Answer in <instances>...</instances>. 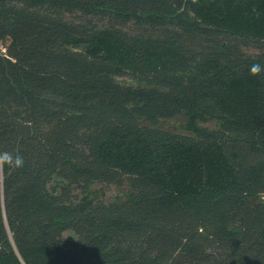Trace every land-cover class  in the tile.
<instances>
[{
	"label": "trees",
	"instance_id": "1",
	"mask_svg": "<svg viewBox=\"0 0 264 264\" xmlns=\"http://www.w3.org/2000/svg\"><path fill=\"white\" fill-rule=\"evenodd\" d=\"M253 63L264 0H0V264H264Z\"/></svg>",
	"mask_w": 264,
	"mask_h": 264
},
{
	"label": "clouds",
	"instance_id": "2",
	"mask_svg": "<svg viewBox=\"0 0 264 264\" xmlns=\"http://www.w3.org/2000/svg\"><path fill=\"white\" fill-rule=\"evenodd\" d=\"M264 73V66L260 63H253L249 66V75L253 78L259 77ZM25 166L24 158L18 153L0 151V171L5 167L9 169H20Z\"/></svg>",
	"mask_w": 264,
	"mask_h": 264
},
{
	"label": "rangeland",
	"instance_id": "3",
	"mask_svg": "<svg viewBox=\"0 0 264 264\" xmlns=\"http://www.w3.org/2000/svg\"><path fill=\"white\" fill-rule=\"evenodd\" d=\"M122 81L124 82L127 80L122 79ZM165 126L172 128L173 126H176V123L175 124L174 123H167ZM126 194H127V188L124 186L120 187V188H116L114 186L95 185L90 192V196L96 197L97 199L103 200L105 202L122 200L125 198ZM78 195L81 196L80 194H78ZM64 236L67 238L73 237L72 233H70V232L64 234Z\"/></svg>",
	"mask_w": 264,
	"mask_h": 264
},
{
	"label": "built area",
	"instance_id": "4",
	"mask_svg": "<svg viewBox=\"0 0 264 264\" xmlns=\"http://www.w3.org/2000/svg\"><path fill=\"white\" fill-rule=\"evenodd\" d=\"M2 52H4V50L2 49Z\"/></svg>",
	"mask_w": 264,
	"mask_h": 264
}]
</instances>
